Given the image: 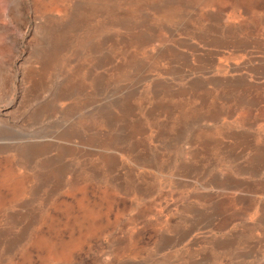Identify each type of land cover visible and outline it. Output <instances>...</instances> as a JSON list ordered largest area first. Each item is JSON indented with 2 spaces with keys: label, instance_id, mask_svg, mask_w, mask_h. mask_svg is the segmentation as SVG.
Segmentation results:
<instances>
[{
  "label": "rangeland",
  "instance_id": "1",
  "mask_svg": "<svg viewBox=\"0 0 264 264\" xmlns=\"http://www.w3.org/2000/svg\"><path fill=\"white\" fill-rule=\"evenodd\" d=\"M194 2L0 0V264L33 252L45 264L50 244L90 261L162 231L186 243L204 229L199 208L222 215L220 230L242 221L252 204L210 206L203 166L215 160L195 147L211 141L192 137L201 124L171 130L168 102L183 95L172 85L185 80L156 17Z\"/></svg>",
  "mask_w": 264,
  "mask_h": 264
},
{
  "label": "crops",
  "instance_id": "2",
  "mask_svg": "<svg viewBox=\"0 0 264 264\" xmlns=\"http://www.w3.org/2000/svg\"><path fill=\"white\" fill-rule=\"evenodd\" d=\"M194 1L185 11L167 9L171 19L156 17L170 28L174 45L167 51L185 80L172 85L183 95L168 102L177 118L171 130L180 120L195 121L201 125L192 137L211 141L195 147H204L215 160L203 166L211 172L205 191L214 198L211 207L216 197L252 207L224 230L213 225L220 213L199 208L194 215L204 229L189 230L186 243L174 245L179 234L162 231L142 250L112 241L90 261L80 256L72 261L65 249L50 244L45 264H264V0ZM6 255L7 248L4 260ZM32 257L29 264H35Z\"/></svg>",
  "mask_w": 264,
  "mask_h": 264
}]
</instances>
